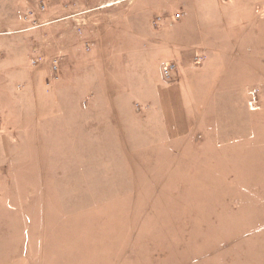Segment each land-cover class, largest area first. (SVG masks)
I'll list each match as a JSON object with an SVG mask.
<instances>
[{
    "label": "rangeland",
    "instance_id": "374dc122",
    "mask_svg": "<svg viewBox=\"0 0 264 264\" xmlns=\"http://www.w3.org/2000/svg\"><path fill=\"white\" fill-rule=\"evenodd\" d=\"M261 59L264 0H0V264H264Z\"/></svg>",
    "mask_w": 264,
    "mask_h": 264
},
{
    "label": "crops",
    "instance_id": "0c3cea01",
    "mask_svg": "<svg viewBox=\"0 0 264 264\" xmlns=\"http://www.w3.org/2000/svg\"><path fill=\"white\" fill-rule=\"evenodd\" d=\"M259 62L264 64V59H261V60L257 61V65H259ZM261 68L264 69V65H261ZM177 87H178V89H177ZM168 89L169 90L173 89L177 93V96L179 98V111H180V114L185 116V114L183 112H181V111H183V109H182V107H183V97H182V94H181L182 92H181L180 86L174 85V86H171V87H168V88L167 87H162V88L160 87V90H159V98H160V100L159 101L161 103L162 110H163V117L165 118L166 122L168 120V116H167V109L165 108L164 96L163 95H164V91H167ZM262 89H264V86H262ZM181 120L179 119L177 121V123L179 121H181ZM183 124H184V127H183L184 129H180L177 125L174 124V126H173L174 129L173 128H171V129L168 128V130H169V132L172 131L173 134L176 135V136L177 135L178 136H182L184 133L185 134L189 133L190 131H187V130H189L187 125L185 126V123H183ZM59 198L62 201H65V202L67 201V196L66 197L64 196L63 198H61V196H59ZM9 201L15 202V201H19V200L14 199V194H9V195L6 196L5 193H3L2 190L0 189V214L2 213V211H1L2 203L3 202H9ZM8 208H9L8 213L11 214V217H12L13 214L15 216L19 217L17 211H15V209H16L15 206H10ZM6 215L8 216V214H6ZM8 217H10V216H8ZM27 217H29V216H27ZM3 218L0 217V249L1 248H3V249L7 248L9 250V249L12 248V249L16 250L13 245H15L16 248L20 249V246H19L20 245V240H19L20 229H21V227L28 228L27 225L26 224H22L21 221L20 220L18 221L17 219H16V221H12L11 218H10V220L3 219ZM31 226L32 227H36V222L33 219L31 221ZM28 229H27V231H28ZM14 258H12L10 260H3V261H14L13 260Z\"/></svg>",
    "mask_w": 264,
    "mask_h": 264
},
{
    "label": "bare ground",
    "instance_id": "6f19581e",
    "mask_svg": "<svg viewBox=\"0 0 264 264\" xmlns=\"http://www.w3.org/2000/svg\"><path fill=\"white\" fill-rule=\"evenodd\" d=\"M164 103L165 108L167 109V116L170 122V125L174 126L177 124V121L180 119L179 116L181 115L179 111V98L175 90H167L164 91Z\"/></svg>",
    "mask_w": 264,
    "mask_h": 264
},
{
    "label": "built area",
    "instance_id": "2783aa9c",
    "mask_svg": "<svg viewBox=\"0 0 264 264\" xmlns=\"http://www.w3.org/2000/svg\"><path fill=\"white\" fill-rule=\"evenodd\" d=\"M199 59H200V57L197 56L196 60H199ZM175 70H176V64L175 63H168L164 69L166 77L170 78Z\"/></svg>",
    "mask_w": 264,
    "mask_h": 264
}]
</instances>
